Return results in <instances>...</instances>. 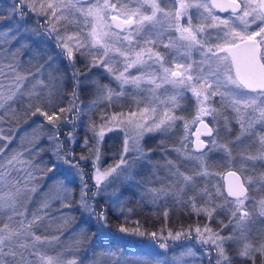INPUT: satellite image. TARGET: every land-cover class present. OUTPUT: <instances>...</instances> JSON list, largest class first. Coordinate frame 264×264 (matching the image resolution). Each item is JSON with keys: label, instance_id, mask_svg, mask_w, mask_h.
Masks as SVG:
<instances>
[{"label": "snow or ice", "instance_id": "obj_1", "mask_svg": "<svg viewBox=\"0 0 264 264\" xmlns=\"http://www.w3.org/2000/svg\"><path fill=\"white\" fill-rule=\"evenodd\" d=\"M28 14L36 17L33 31L42 29L67 59L72 91L68 105L61 106L68 77L58 74L54 58L23 44L13 48L19 25L0 30V264H83L73 249L82 246L86 232L62 239L74 231L72 209L107 227V210L97 207V198L107 196L128 223L119 188L145 183H159L141 191L150 203L167 205L171 199L176 210L190 209L208 222L152 232L139 221L134 228L122 224L119 232L153 240L136 257L137 264H187L186 257L197 255L193 247L168 260V241L182 239L196 240L208 264H264V0H15L11 16L24 21ZM78 58L83 68L76 66ZM94 68L103 69L110 82L90 80ZM86 87L94 90V98L83 105L78 101ZM188 92L196 110L191 123L210 138L197 135L194 149L190 122L178 114ZM113 107L119 110H106ZM83 116L95 145L86 135L83 147L89 155L76 156L74 148H65L60 130L71 124L74 131ZM20 118L25 123L39 118V123L33 120L37 128L49 129L50 150L67 166L66 174L56 175L57 165L44 161V136L36 129L31 139L20 136L12 146L18 129L11 122ZM221 121L229 134L233 123L238 126L227 140L220 137ZM178 122L184 135L170 148L173 159L165 141L178 131ZM113 130L123 134V146L116 162L105 166L99 143ZM65 135L76 142L73 132ZM150 135L162 137V161H153L155 149L143 146ZM216 151L223 155L213 161L209 153ZM185 161H195L196 167L182 170ZM81 162L91 163L90 177ZM225 165L232 178L226 190L213 182L221 174L214 169ZM143 167L150 169L147 181L136 179ZM225 208L228 224L221 221L222 228L213 229L214 214ZM168 215L165 207V221ZM61 245L62 251L51 254ZM123 261L121 253L114 264Z\"/></svg>", "mask_w": 264, "mask_h": 264}, {"label": "trees", "instance_id": "obj_2", "mask_svg": "<svg viewBox=\"0 0 264 264\" xmlns=\"http://www.w3.org/2000/svg\"><path fill=\"white\" fill-rule=\"evenodd\" d=\"M15 2H9L8 0H0V16L3 17V20H0V30L8 31L9 28H16L18 25L20 26V33H17L18 39L14 40L12 43V47H18L21 44L25 45L26 47H30L31 49H39L41 50L42 54L45 56H52L54 58V67L59 69L58 74H63L64 76L68 77L65 81V92H64V100L61 106H67L69 103V100L71 99L70 93L72 91V82L70 79V73L72 72V69L68 66V61L60 56V52L57 51V47H55V42L50 38L47 37L46 34L43 33L42 29L33 31L36 29L37 26H34L36 22V17L28 14L26 19L22 22L17 21L16 19L18 17H14L10 15L9 8L13 7V4ZM11 17V18H9ZM25 29H28L26 33H24ZM31 29V31L29 30ZM22 32V33H21ZM29 32V33H27ZM34 33H37L38 35H35L33 38L32 36ZM26 58V57H25ZM79 62L77 63L78 68H83V61L81 58H78ZM43 63V60L40 61ZM89 79H98L101 83H103L104 80H102L101 75L98 76L97 70H92ZM57 86H59L57 84ZM94 98V90L91 87H86L80 91V99L78 103L87 105L90 103V101ZM190 99H187L183 102V109L179 110L178 113L182 114L185 118L189 119V114L191 113V106H190ZM127 106V102H125V107ZM103 107V106H102ZM119 109L118 107H113L112 109H106L107 111H114V109ZM23 117V114H21ZM96 115H93V119L98 120L95 118ZM33 120H36L37 123H39V118H27V123H25V118H20L15 121L11 122V127L13 129H18L17 132H15L16 139L13 141V147L16 146V144L19 141L20 136H26L27 139H31V134L33 129H36L38 133H40L42 136H44L43 139H41L40 143L41 146L45 149V152L43 153V159L47 162L49 166L52 164L57 165V171L56 175H62L64 174V169H66L65 165L63 163L56 160V157L53 155L52 151L50 150L52 148V145L49 144L47 138H46V131L47 128H37V123H33ZM87 122H88V116H83L76 122V128L75 131H73L72 125L69 124L63 128H61V136L60 139H63V136L68 132H73L74 136L76 137V142L72 144L68 141H65V148H74L75 155L79 156L82 155L81 148H79L78 144L82 141H84L85 136L87 135L90 139V144L95 145V142L91 139L92 133L87 130ZM5 131L8 130V125H4ZM179 134V131H176L174 133V141L168 142L172 145H175L178 141L177 136ZM171 135V134H170ZM169 135V136H170ZM66 136V135H65ZM168 136V138H169ZM119 135L115 132L110 133L109 135L105 136L103 141L99 143L100 152L102 153V158L105 163L113 164V162H116V157L119 154V148L121 147V142L119 139ZM167 138V140H168ZM167 140L165 141V145L169 146L170 144L167 143ZM84 150H87L83 147ZM83 155H89V152L86 154L83 153ZM209 156L213 161H218L222 157V154L219 151L209 153ZM173 157V159H175ZM86 165L82 162L81 167H83L84 170H86ZM182 170L189 171L192 168L196 167L195 161H185L182 165ZM216 172H219L223 174L226 170H228V166H222V167H216L214 169ZM163 172V171H162ZM162 172L160 171V175H162ZM144 173V177H149V172L146 170H139V174L137 175L136 179L139 180L140 176ZM221 174L217 175L213 178V182L219 184L221 187L222 181H221ZM50 183V181H49ZM89 183V180H88ZM79 181H75L76 185V199H79V188H78ZM125 188L123 189V193H127V199L125 201V204H127L130 208V212H126L128 216V223H125V220L119 222V217L112 215V209L109 207V204L103 200V198L98 197L97 198V207L98 208H105L107 210V216H108V229L101 227L99 223L95 221V219L90 218L86 213L82 212L81 210H78L77 208L72 209V215L74 216V220L72 222L71 228L74 229L73 232L69 233L66 232L64 237L62 239L69 240V239H75L79 236L81 233V230L86 232V235L83 236V244L79 249H73V254L77 256V258L84 263L88 264H106L108 262V259L110 256L108 254L106 255L105 252H102L103 250H106L107 246H110L111 244V237L109 236L110 230H115L117 226H121L122 224L124 226L130 225V227H135V222L139 221L142 225V229L146 230L147 232L152 231H158L161 227L166 226V228L172 229L173 231L179 230L181 228H187L189 225H193L199 221L201 224L208 222L206 220V217L203 215L197 217L196 215L191 213L190 209H184V210H176V206L174 205V202L171 199H168L167 205H165L164 200H160L158 202V205H154L148 201V198H142L141 192L142 188H144L143 185H136L133 184L130 187L125 185ZM223 189V188H222ZM222 202V201H221ZM36 205H31L30 208H35ZM54 207H59V205H55ZM165 207H167V210L169 212L167 221H165V218L163 216V212L165 211ZM65 212L68 210L65 209ZM229 220V213L227 211V208L225 209H218L217 212L214 214V218L210 222L211 227L213 229H221L222 224L220 223L223 221V224H228ZM147 221H149L147 228L145 225L147 224ZM111 227V228H110ZM219 227V228H218ZM223 235L228 234V228H224L222 231ZM227 232V233H225ZM51 235L52 233L49 232ZM144 238H147L148 236H141ZM151 238V237H149ZM144 240V239H143ZM129 241H123V248H130V249H138L141 247L140 244L134 245V244H128L126 243ZM189 241V240H188ZM125 242V244H124ZM60 251L63 250L64 245H61L57 247ZM58 252V251H55ZM55 252H52L51 254H55ZM234 254V251L230 252ZM68 258H71V254H68ZM128 261L129 264H137V260H131V259H125ZM203 262V260L201 261ZM205 262H203L204 264Z\"/></svg>", "mask_w": 264, "mask_h": 264}, {"label": "rangeland", "instance_id": "obj_3", "mask_svg": "<svg viewBox=\"0 0 264 264\" xmlns=\"http://www.w3.org/2000/svg\"><path fill=\"white\" fill-rule=\"evenodd\" d=\"M8 1L9 2H12V1L15 2V0H8ZM11 9L12 8H9L10 15H11ZM30 15H32V14H30ZM220 15L223 17V16H227L228 13L225 14V15H223V14H220ZM32 16H34V15H32ZM16 20L19 21V22H22V21H20L19 17ZM34 26H37V23L36 22H35ZM253 27H255V26H253ZM32 29H34V27ZM29 30L31 31V29H29ZM24 33H26V31H24ZM27 33H29V32H27ZM35 35H38V34L37 33H34V35L32 37L34 38ZM56 49H57V51L60 52V49L59 48H56ZM92 70H97L98 71V76L101 75L102 80H104L103 81L104 84H108L110 82V77L104 72L103 69H95L94 68ZM112 87H116V84H115L114 81H112ZM186 95H187V97H189V99L191 101V103H190L191 113L189 114L190 118L189 119L186 118L190 122V126L188 128V139L191 142L190 134H192V132L194 131V128H193L194 123H191V121H192V119L196 115V110H195L194 100L191 98V93L188 92V93H186ZM216 99L219 100L218 97ZM118 110L119 109H117V108L114 109V111H118ZM178 114H180V113H178ZM180 115H182V114H180ZM95 118L98 119V114L95 116ZM178 123L180 124V127L178 129L179 134L177 136V139L179 138V136L184 135L183 122H178ZM222 123L223 122L221 121L220 137L222 139L227 140L229 138V136H234L236 134V130L238 128L237 125H235L233 123V125H232L233 131H232V133L229 134V133H226L224 131V129L222 127ZM48 131H49V129L47 128L46 133ZM112 132H115L116 134H118L120 136L119 139H120V142H121V147L119 148V151H118V152H120V150L122 149V146H123V134L121 132H119V130H113ZM112 132H106L105 136L109 135ZM173 135L174 134H171L169 136L168 140L166 139L167 140V143L168 142H171V141H174V136ZM63 139H64V141H67L65 135L63 136ZM161 140H162V137L159 136V135H150V136H146L145 137V140L143 142V146H144L145 149H149V148L155 149L154 153L151 155V159L153 161H158V160L159 161H162V159H163L162 154H161V151H160V142H161ZM71 144L74 147V144L73 143H71ZM168 144H170V143H168ZM78 146H79V148H81V153L82 154L83 153L86 154L88 152V150H84L83 149V142L82 141L78 144ZM166 146H167V144H166ZM167 147L169 148V155L172 158L175 157V153H173V152L170 151L171 144L169 146H167ZM220 153L223 155L222 152H220ZM104 164H105V166L109 165L108 163H105V161H104ZM85 165H86L85 166L86 167V170H84V171L87 174V176L90 177L92 175V165H91V163H87ZM65 167H66V169H64V172H65L64 174H66V172H67V166L65 165ZM141 170H146L150 174V169L148 167L141 168L140 169V172H141ZM160 171L162 172L163 170H160ZM162 175H164V172H162ZM141 178H143L145 181H147V179H148L147 176L144 177V173H142V175L140 176L139 180ZM76 181H78V179ZM91 184H92V181L89 180V185H91ZM143 186L144 187H146V186L159 187V183H153L152 185H147V183H145ZM124 188H125L124 186H121L119 188V194H120L121 200H123V202H124L125 211L127 212V210L130 209V208H129V206L127 204H125V201L127 199V193H125V194L123 193V189ZM109 191H111V189ZM139 192H141V190H139ZM101 198H103V200L105 199V201L107 202V204H109V207L112 209L111 210L112 211V215H114L115 217L116 216L119 217V222L125 220V217L119 213L118 209L113 208V206H112V204H111V202H110V200H109V198L107 196L101 197ZM148 223H149V221H147V224L145 225L146 228H147ZM108 227L109 226L103 227V228L108 229ZM119 227L120 226H117V228H115V230H113V231L110 230L109 231V233H110L109 236L111 237L110 239L112 240L111 241V244H110V246H107L106 247V250H103L102 251V252H105L106 255L108 254V256H110V258L108 259V262L106 264H114V261L116 260L117 257H119L121 255V253L124 256L123 264H129V263H127L128 261L125 260L126 258L127 259L129 258L131 260H133V259L134 260H137L136 257L145 249V247L147 245L153 244L152 238H149L150 236H148L147 238H144V237H141V236H138V235H133V234H130V233H121L118 230ZM125 227L134 228V227H130V225H127ZM230 227L231 226L228 227V233L230 231ZM225 233H227V232H225ZM193 235H195V234L193 233ZM128 239H129V241L126 243V245H128L129 243L130 244H134V245L140 244L141 247H139L138 249H130V248L127 249V248H123V241H126ZM124 244H125V242H124ZM168 244H169V251H168V254L167 255H168L169 262H171L172 257L174 255H179L181 253V251H183L186 247H193V249H194V251H196L197 255L195 257H186L187 264H203V262H205L204 264H208V260L206 258L205 249L204 248H201L196 240H194V239H191L189 241L188 240H183V239L180 240V241H171V240H169L168 241ZM157 250L163 251V250L158 249V245H157ZM234 250H235L234 249V246H232V247L229 248V251L230 252H232ZM55 251L60 252V250L58 248L52 250V252H55ZM202 260H203V262H201ZM84 264H88V263H84Z\"/></svg>", "mask_w": 264, "mask_h": 264}, {"label": "water", "instance_id": "obj_4", "mask_svg": "<svg viewBox=\"0 0 264 264\" xmlns=\"http://www.w3.org/2000/svg\"><path fill=\"white\" fill-rule=\"evenodd\" d=\"M218 14L219 15L220 14L225 15L227 13H218ZM193 128H194V131H193L192 134H190V138H191V145H190V147H192L194 149L197 135H200V138L203 139V140H205V141L209 140L210 138L207 137V136L201 135V133L203 132V128L199 124H195L194 123ZM227 171L228 170H226L223 174H221V177H220L221 178V181H222L221 188H223L224 190H226L229 181L232 179L231 177H229L227 175ZM229 199H231V198H229Z\"/></svg>", "mask_w": 264, "mask_h": 264}, {"label": "flooded vegetation", "instance_id": "obj_5", "mask_svg": "<svg viewBox=\"0 0 264 264\" xmlns=\"http://www.w3.org/2000/svg\"><path fill=\"white\" fill-rule=\"evenodd\" d=\"M193 133V132H192ZM208 141V140H207Z\"/></svg>", "mask_w": 264, "mask_h": 264}]
</instances>
